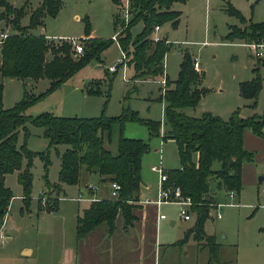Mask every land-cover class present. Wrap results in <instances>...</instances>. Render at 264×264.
<instances>
[{
  "label": "trees",
  "instance_id": "trees-1",
  "mask_svg": "<svg viewBox=\"0 0 264 264\" xmlns=\"http://www.w3.org/2000/svg\"><path fill=\"white\" fill-rule=\"evenodd\" d=\"M184 1L128 0V18L125 24L114 12L111 16L112 29L115 42L124 54L125 64L131 68L130 81H158V78L164 80L163 93L159 99L163 101L162 117L167 128L161 138L174 141L179 166L165 171L163 186L178 188L180 196L189 200L188 211L191 212L193 223L184 231L180 242L183 243L190 236L198 245L207 248L208 258L205 264H212L218 263L219 245L214 241L213 235H207L203 230L204 221L210 217V210L216 205L209 191L210 180L215 182L216 189L239 192L241 164L252 161V154L241 146L242 131L249 129L254 135L264 138V111L242 118L235 109L226 120L209 112L194 117L182 111L184 107H194L205 93V89L196 87L203 73L201 70H193V60L184 50L175 80H168L163 74V58L170 43L165 34H162L160 40L152 41V28L166 23L175 28L180 12L174 10L172 5ZM111 2L116 4V0ZM0 7V20L12 16L10 21L15 30V33H9L5 37L0 51V225L12 196L4 185V176L17 172L16 182L21 188V200L26 208L31 198L32 159L38 156L43 163L42 180L46 189L53 187L59 191L60 184H76L82 167L119 186L116 197L92 200L81 214L76 216V241L102 222L111 233L118 214L121 217L122 229H127L134 220L132 209L136 207L141 187V157L149 151V146L141 139L122 136L121 127L124 121L143 123L150 136L158 135V129L154 130L151 122L138 118L135 111L124 106L115 116H105L103 111L96 117L59 116L51 112H41L34 117L24 114L25 109L60 86L80 67L91 60L99 61L100 53L113 40L83 38L82 52L76 55L68 41L53 44L47 42L43 35L29 32L41 25L45 16L54 17L57 14L61 7L60 0H41V3L29 12L24 26H21L19 21L24 16L25 2L14 7L7 0H0ZM224 12L239 23L245 20L228 2ZM139 21L142 27L132 37L129 28ZM83 27L84 36H87L89 23L86 17ZM263 35L264 16L262 20L251 22L243 28L228 25L227 32L221 39L259 43ZM46 53L50 55L48 60L45 59ZM251 71L252 78L238 84V94L251 100L248 107L253 108L261 80L257 68H252ZM3 78L33 81L45 78L48 85L38 94L24 91L22 98L13 107L3 108ZM86 92L95 94L98 91ZM25 122L43 129L47 149L55 148L56 145L65 146L59 154L57 183H50L47 179V150L32 152L24 144L16 147L18 131L22 130L24 135L26 133ZM113 125L119 126L115 153H111L106 145L110 142ZM55 202L56 198H53L45 211H53ZM38 208L41 210L39 205Z\"/></svg>",
  "mask_w": 264,
  "mask_h": 264
},
{
  "label": "rangeland",
  "instance_id": "rangeland-1",
  "mask_svg": "<svg viewBox=\"0 0 264 264\" xmlns=\"http://www.w3.org/2000/svg\"><path fill=\"white\" fill-rule=\"evenodd\" d=\"M10 1L16 6L22 2V0ZM23 2H25V16L37 7L41 0L37 4L34 0ZM226 2L244 17L248 18L252 15V21L245 19L243 23H237L234 17L224 12ZM124 4L125 0H116L114 8L110 0H61L59 14L54 17L45 16L43 25H38L29 32L34 34L43 30L44 34L54 37L45 38L47 42L53 44L68 41L65 38L80 37L78 42L83 45L81 37L84 35L83 21L86 17L89 23L88 34H93L99 39H107L113 34L111 16L114 12L118 17L121 16V8ZM174 4L173 9L180 11V17L175 28H171L168 23L163 25L170 42L163 59V74L168 80H175L181 54L184 50L187 51L191 59L197 60L204 71L203 80L199 81L196 87L205 89V93L194 107H184L182 111L194 117L209 112L226 120L233 108L240 106L237 80L244 73H249L253 62L258 65L259 58H254L245 46L221 42V37L226 31L227 24L237 23L238 27L243 28L253 22V19L262 20L264 0H185L184 3ZM11 18L12 16L9 15L1 19L0 29L15 33ZM21 19L19 24L26 25L21 24V21L24 23ZM141 27L140 21L132 25L129 28L130 35L135 36ZM239 41L243 44L254 43ZM49 57L50 55L46 53L45 59L48 60ZM119 57L120 50L113 41L100 53L99 61L91 60L80 67L60 86L25 109L24 114L34 117L41 112H51L59 116L96 117L103 111L105 116H115L120 113V107L124 106L135 111L138 118L151 122L153 129H158V133L160 130L164 132L167 124L162 117L163 101L159 99L162 89L161 78H158V81H130L132 71L127 65L124 69L119 67L115 73L107 71L106 67ZM198 71H200L199 67ZM2 84V107L10 108L22 98L24 91L31 94L43 92L47 87V80L42 78L35 83L31 82V79L3 78ZM86 90L98 92L88 94ZM24 127L26 133L24 135L22 130L18 131L16 147L24 144L32 152L47 150L49 164L46 175L48 180L56 183L59 154L65 146L56 145L55 148L47 149V140L41 127L29 122H25ZM121 135L141 139L149 146V151L141 157L140 162V177L143 183L140 193L143 199L153 202L157 197L159 185L157 174L151 172L149 167L159 164L164 171L177 168L179 160L175 143L171 139L162 140L159 134L150 136L145 124L134 121L123 122ZM118 137L119 126L113 125L110 142L106 144L111 153L116 151ZM249 147L246 151L252 154V161L241 180L238 194L235 193L229 200L224 192L215 191L214 184L210 183V189L215 192V200L219 206L210 210V217L204 221L203 229L206 233L214 234L216 242L219 243L218 259L221 263L218 261L216 264H264V144L258 141L250 143ZM22 162L24 165L25 160ZM42 164L38 156L32 159L30 190L32 198L38 197L43 184ZM251 169L254 173L247 177ZM258 176L263 177L260 182L256 181ZM5 185L12 195L21 193L15 172L6 176ZM64 193L66 196L75 194L72 188H68ZM43 194L49 203L58 196V192L53 187L45 189ZM62 203L74 206V202L70 200L61 201L59 205ZM34 204L35 202L29 200L31 211L26 212L28 205L25 208L22 200H11L9 204L11 206L8 207L4 218H13V223L8 222L4 228L7 230L6 233H10L11 240L0 241V264H51L52 253L55 252L56 247L52 246L48 237L52 229L50 225L56 215L45 212L42 217L36 218L32 209ZM179 208L176 203L165 202L158 210V214H164L166 218L157 225L160 234V246L156 247L157 264H189L184 254L193 248L194 242L189 240L182 245L180 239L184 231L191 227L193 217L190 212V219L182 220ZM216 213L219 214L218 218L215 217ZM168 219H173L175 223L169 225ZM9 225L12 227L9 228ZM24 244L33 248V255L24 256L20 252Z\"/></svg>",
  "mask_w": 264,
  "mask_h": 264
},
{
  "label": "crops",
  "instance_id": "crops-1",
  "mask_svg": "<svg viewBox=\"0 0 264 264\" xmlns=\"http://www.w3.org/2000/svg\"><path fill=\"white\" fill-rule=\"evenodd\" d=\"M7 1L12 6L18 7L15 5V3L11 2L10 0H7ZM23 1L24 0H22V2ZM34 1H35L34 2L35 4L39 2V0H34ZM111 5L112 7L115 8V5L112 2H111ZM174 5L175 4L172 5V8H174ZM1 10L2 8L0 9V11ZM174 10L179 11L178 9H174ZM58 14H59V11L57 12L56 15ZM27 16L28 14L22 17L21 20H24V23H22L21 21L22 25L27 23ZM74 17L77 18V16H74ZM179 17H180V14H179ZM179 17H178V21H179ZM244 18L247 20H251L252 15L248 18L246 17ZM43 19H42V23H43ZM253 22H258V21H255L253 19ZM237 23H230V24H227V26L236 25ZM111 25H112V18H111ZM227 26H226L225 33L227 32ZM30 32L32 31L30 30ZM161 32L162 34L166 35V38L168 41V36H167L168 33L167 31L163 29V26H161ZM34 34H41L45 38H54L52 36H48L44 34L43 30H40V32L34 33ZM81 38L85 39V38H96V37L93 34L92 35L88 34L87 36L83 35ZM221 42L225 44H240L244 46L243 43H241L239 40H233V41L222 40ZM261 43L264 44V35L262 37ZM192 60L197 62L198 67L203 73V76L200 79L201 81L203 80V77H204V71L201 69L200 64L198 63L197 60L193 58ZM252 68H257V71L260 75L261 86L255 98V105L253 108H250L248 107V104L251 102V100L244 99L238 94V84L242 81H247L252 78L253 76V73L251 71ZM249 69H250L249 73H244L239 78V80H237L236 82L237 83V94L240 98L238 101V105L240 106H236V108H233V110L235 109L238 110L240 108V110H238V115L242 118L250 116L254 113H261L264 111V55L262 58H259L258 65H256V62H253ZM112 73H115V72H112ZM39 80H42V78L35 80V81L31 80V82L33 81L37 83ZM47 85H48V81H47ZM258 141L259 143L264 144V138L254 135L253 133L250 132L249 129H244L242 131L241 146L244 150H248L250 148L249 147L250 143H254ZM250 163L251 161H249V163L243 162L241 164L240 183L244 177L245 171L249 170ZM253 173H254V170L251 169L247 173V177H250ZM7 175L4 176V185H5V178ZM259 177H261V180L263 179L262 176H258L256 179L257 182L261 181V180L258 181ZM48 181L50 183H55L54 181L53 182H51L50 180ZM210 183L214 184L215 191L221 190L222 192L226 194V191L222 189H216L215 182L213 180H210ZM88 185H90L93 188H87ZM142 187H143V183L141 180V187L139 189L138 199L136 201V207L132 209L134 220L131 226H129L125 230L122 229L121 217L118 214L115 217L114 229L111 233L108 232L107 225L102 222L96 225L94 228L88 231L83 237H81L80 239L76 241L74 238V226H75L76 216L80 215L81 211L85 209L88 206L89 202L92 200L113 198L110 196L109 181L103 180V177L97 175L95 172L86 171L82 167L79 171L78 180L76 184H73V185L60 184L59 191H57L58 196L55 197L57 199L55 202L56 204L55 209L53 211L47 212L51 214L55 213L53 215H56V218L53 219V222L50 225L52 229L49 231L50 236L48 237L50 238L49 240L52 246L56 247L55 252L52 253V258H51L52 261L50 263L51 264H157L158 261H156V247L158 248L160 246V243H159L160 234H159V231L157 230V225L160 223L161 220H164L166 216H164L163 214L164 218H161V219L158 218V216L160 215L158 214V210L162 203L156 205L154 202H151V200H149V202L147 203H143L141 201L143 199L140 193L142 192ZM68 188H72L74 190L75 194L73 196H66V194L64 193L65 190H67ZM45 189L46 188L44 184H42V187L40 188V193L41 192L44 193ZM209 191L211 192L215 203H217L215 200V192H212L211 189ZM60 195H62V197ZM77 197H80V199H76ZM12 199H19V201H21V193L19 195H12L10 197L7 208H6V212H7L8 207L11 206V205L9 206V204ZM63 199L73 201L74 206L64 205L63 203L59 205L61 201H64ZM30 200L32 202H35L34 207L32 208L33 211H35L34 213L35 217L36 218L42 217L46 211L40 210L38 208L37 200L35 197L33 198L31 197ZM25 211L30 212L31 207L28 205V208L25 209ZM63 211L65 212L63 213ZM5 214L2 218V223L0 225V228L4 234L3 240L9 241L11 240L10 233H6L5 231L7 230H4V228L8 222L13 223V218L7 217L6 219H4ZM167 222L169 225H173L175 223L173 219H168ZM8 227L10 228L12 227V225H9ZM204 233L207 235H213L214 241L216 242L214 234H209V233H206L205 231ZM189 240H192L194 242L193 243L194 245H193V248L189 252H186V254H184V258L188 260L189 264H205L208 258L207 248L202 245H198L190 236L184 241L185 244ZM165 243L167 244V242ZM216 243L219 245L218 242ZM20 252L24 256H31L33 255V248L31 246H27L24 244L21 246ZM218 256H219V249H218ZM212 264H216V263H212Z\"/></svg>",
  "mask_w": 264,
  "mask_h": 264
},
{
  "label": "built area",
  "instance_id": "built-area-1",
  "mask_svg": "<svg viewBox=\"0 0 264 264\" xmlns=\"http://www.w3.org/2000/svg\"><path fill=\"white\" fill-rule=\"evenodd\" d=\"M128 0H125V4L124 6H122L121 8V12L122 15L119 16V18L121 20L124 21V23L126 22L127 18H128ZM9 33L7 31H4L2 29H0V51H1V47L3 44V41L5 39V37L8 35ZM114 42H115V34L113 33L112 36L110 37ZM162 38V32H161V26L155 25L152 28V41H158ZM68 39V42L71 44L72 46V51L74 54H80L82 52V45L78 42V38H74V37H69V38H65ZM246 49L250 52V54L254 57V58H262L264 55V44L259 42V43H251V44H243ZM121 67L122 69H124L126 67L125 64V57L124 54L120 51V57L111 65L107 66L106 69L109 72H116L117 69ZM192 68L195 71H198V64L197 62L193 61L192 63ZM124 74V71H123ZM125 78V77H124ZM161 81V94L163 93V86H164V80L160 79ZM159 136L162 137L163 135V131H159ZM149 169L153 172H155L157 174L158 177V192H157V197L155 199V201H153L156 205L161 204V203H165V202H171V203H176L179 205V215L181 217L182 220H189L190 218V213L188 211V206H189V200L188 198H182L180 196V192L178 190V188H170V187H164L163 186V182L166 179V174L165 171L161 168V166L158 165H152L149 167ZM87 188H93L90 185L87 186ZM119 186L117 183L115 182H109V189H110V196L111 197H116L117 195V190H118ZM235 192L232 190L226 191V196L229 200H231L234 196ZM76 199H80V197H77ZM39 207L41 208V210L45 211V208L47 206V204L49 202L46 201L44 194L41 192L38 197L36 198ZM143 203H147L149 202L148 200H141ZM230 205V203H228ZM264 205V203H263ZM219 206V204L216 203L215 207ZM50 212V211H48ZM216 218L219 217V214L216 213L215 215ZM158 218H164L163 215H159ZM4 239V234L0 228V241H2Z\"/></svg>",
  "mask_w": 264,
  "mask_h": 264
},
{
  "label": "water",
  "instance_id": "water-1",
  "mask_svg": "<svg viewBox=\"0 0 264 264\" xmlns=\"http://www.w3.org/2000/svg\"><path fill=\"white\" fill-rule=\"evenodd\" d=\"M260 180H261V177L258 178V181H260Z\"/></svg>",
  "mask_w": 264,
  "mask_h": 264
}]
</instances>
